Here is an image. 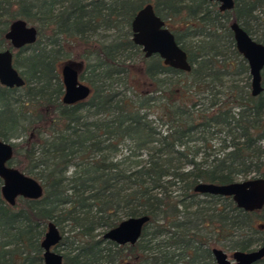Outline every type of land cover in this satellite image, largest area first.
<instances>
[{
	"label": "trees",
	"instance_id": "1",
	"mask_svg": "<svg viewBox=\"0 0 264 264\" xmlns=\"http://www.w3.org/2000/svg\"><path fill=\"white\" fill-rule=\"evenodd\" d=\"M234 1L232 10L221 11L210 0H0V50L10 48L4 34L13 20L38 32L13 53L25 84L0 85V140L18 138L23 128L8 165L44 190L39 199L19 197L10 206L0 179V264H44L40 242L50 221L61 244L64 222L78 235L62 253L63 264H216L213 247L234 252L264 244V208L245 211L232 197L194 190L200 182L264 176V91H230L225 100L217 90L229 73H249L232 22L264 44V32L252 28L264 25V0ZM147 3L187 52L190 72L165 65L159 55L145 58L133 43L131 21ZM48 27L49 42L39 46ZM107 29L115 31L112 38L93 40ZM62 61L78 67L91 88L87 99L62 102ZM134 80L137 99L117 90ZM144 82L149 88L142 91ZM121 145L128 153L117 157ZM141 215L150 221L134 245L102 238L122 219Z\"/></svg>",
	"mask_w": 264,
	"mask_h": 264
},
{
	"label": "water",
	"instance_id": "2",
	"mask_svg": "<svg viewBox=\"0 0 264 264\" xmlns=\"http://www.w3.org/2000/svg\"><path fill=\"white\" fill-rule=\"evenodd\" d=\"M219 3L221 11L232 10L234 0H210ZM234 40L238 51L248 62L252 78V94L258 96L262 92L264 71V44L257 42L238 22L231 23ZM132 41L141 48L145 58L159 55L165 65L181 71L190 72L192 65L187 52L177 42L172 30L155 11L152 3L144 5L131 21ZM37 29L22 19L13 20L4 34L12 48L19 49L32 44L37 39ZM64 92L62 102L67 105L87 99L91 88L83 83L78 74V67L66 63L60 72ZM0 84L8 88H19L25 84L24 79L14 67L11 49L0 51ZM13 156L11 141L0 140V179L1 195L10 205L16 204L17 198L39 199L43 195V187L39 181L26 175L19 169L8 165ZM195 192L201 194L232 197L237 207L253 212L264 208V176H253L236 180L227 184L200 182ZM150 217L147 215L122 219L116 226L104 231L102 238L118 245H134L141 237L142 230ZM62 235L52 221L46 224L44 236L40 242L44 264H63L62 254L55 251ZM217 264H255L264 257V246L249 251L237 250L232 259L220 248L213 249ZM131 264V263H126Z\"/></svg>",
	"mask_w": 264,
	"mask_h": 264
},
{
	"label": "rangeland",
	"instance_id": "3",
	"mask_svg": "<svg viewBox=\"0 0 264 264\" xmlns=\"http://www.w3.org/2000/svg\"><path fill=\"white\" fill-rule=\"evenodd\" d=\"M257 15H259V17H262L263 13L258 12ZM252 28L254 30H256V31L260 28V31L264 32V25L259 27V26H257V25L252 23ZM114 33H115V31L113 29L100 30V33L98 35L94 36L93 40L94 39L105 40L106 38L110 39V38L113 37ZM51 34H52V31H51L50 27L45 28L41 32L40 45L39 46L43 47L44 44H48L49 37L51 36ZM104 35H107V36H104ZM64 45L66 46V50L68 51L67 48L69 46H68V43H67V39L64 41ZM72 47H74V46H72ZM72 51L74 52V54H79L80 53V50H78L77 48L72 49ZM131 56H132L133 63H136V64L138 63V65H139V63H140L139 57L137 55H131ZM66 63H67L66 61H62V62L59 63V73L61 72L62 66L64 64H66ZM163 78H165V77H163ZM174 79H176V78L172 76V78L168 77L167 80H174ZM82 82L87 84L86 81H84V80H82ZM251 83H252V78L250 76V73H245L244 72V73H240V74H235V73L232 72V73H229L224 78V82L222 84H218L217 90L220 91L219 96H221L222 99L225 98V100H227V96H228V93L230 91H234L235 94H244V95L247 94L248 92H252ZM140 86H141V90L142 91H145L147 88H149V87H147L145 82L142 83ZM135 87L137 88L138 85H137L136 81L134 80V81H130L128 84L126 83V85L119 84L117 86V90L124 91V93L127 96H131L133 99H137V96H136V93H135ZM17 93L18 94H23L22 91H18ZM157 94H160V93L158 92L155 95H157ZM206 95L207 94H204V96H206ZM212 99H213L212 95H210L208 99H205L203 101L204 102V107L210 106V104L212 102ZM150 117H151L152 120H157L154 115H150ZM163 130H165V129H163ZM17 134H18V138L10 139L11 142H19L20 140L25 138V132H24L23 128L20 127L18 129V131H17ZM219 141L220 140H218V139H213L212 143H214L218 147V145H220ZM126 144L129 145L130 143L126 142ZM127 153H128V151H126L125 145H121L120 146V150L118 151V154H117L118 156L117 157H120V156H122V154H127ZM139 154H140L139 158H141L143 161H145L147 159V150L146 149L140 150ZM202 155L203 154L201 153L198 156L199 160H201L203 158ZM71 171H72V167L69 169L68 174ZM252 176L253 175H251L250 177H252ZM240 180H242V179H240ZM174 189H175L176 193L180 192L179 186L174 187ZM180 209L181 210H185V208L183 206H180ZM193 210H195V208H193ZM184 218H185V216H184ZM62 226H63L64 235L67 237V240L65 241L64 244H59L56 247V252H59V253L67 252V253H69L70 246H73V245H71V242L74 241L75 237H77L78 235L75 234L76 231L72 229V226H71L70 223L64 222L62 224ZM263 236H264V234H263ZM256 247H258V245ZM227 252L230 254V257H232L231 255H232L233 251H227Z\"/></svg>",
	"mask_w": 264,
	"mask_h": 264
},
{
	"label": "flooded vegetation",
	"instance_id": "4",
	"mask_svg": "<svg viewBox=\"0 0 264 264\" xmlns=\"http://www.w3.org/2000/svg\"><path fill=\"white\" fill-rule=\"evenodd\" d=\"M5 38V37H4ZM8 41V40H7ZM258 42V41H257ZM8 43H9V41H8ZM9 45H10V43H9ZM26 46V45H25ZM24 47V46H23ZM22 48V47H21ZM5 49H7V48H5ZM8 49H11V51H12V53H14V51L15 50H18V49H15V48H12L11 47V45H10V48H8ZM20 49V48H19ZM1 50H4V49H1ZM0 50V51H1ZM248 63V62H247ZM249 66V65H248ZM249 73H250V68H249ZM263 73H264V71H263ZM250 76H251V74H250ZM61 80H62V78H61ZM1 85V84H0ZM1 86H3V85H1ZM251 86H252V83H251ZM5 87V86H4ZM64 87V86H63ZM8 88V87H7ZM264 91V74H263V79H262V92ZM63 92H64V89H63ZM261 92V93H262ZM63 95V94H62ZM62 99V98H61ZM262 210V209H261ZM60 231V230H59ZM59 244H61L60 242L55 246V251H56V247L59 245ZM262 246H264V244H262V245H260V246H258V247H256L255 249H258V248H261ZM214 248H218V247H213L211 250H212V255H213V249ZM220 249H222V248H220ZM224 250V249H223ZM253 250V249H252ZM228 255H229V258L230 259H232V257H230V254L226 251V250H224ZM235 252V251H234ZM59 253V252H58ZM60 254H62V253H60ZM233 254V253H232ZM232 256V255H231ZM63 257V256H62ZM213 258H214V255H213ZM214 260H215V258H214ZM262 260H264V257L260 260V261H258L257 263H259V262H261ZM215 262H216V260H215ZM62 263H63V261H62ZM217 264V263H216ZM256 264V263H255Z\"/></svg>",
	"mask_w": 264,
	"mask_h": 264
}]
</instances>
